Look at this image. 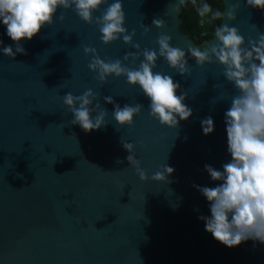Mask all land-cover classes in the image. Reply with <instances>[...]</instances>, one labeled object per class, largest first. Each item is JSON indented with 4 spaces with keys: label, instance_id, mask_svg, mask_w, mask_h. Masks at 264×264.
I'll return each instance as SVG.
<instances>
[{
    "label": "water",
    "instance_id": "1",
    "mask_svg": "<svg viewBox=\"0 0 264 264\" xmlns=\"http://www.w3.org/2000/svg\"><path fill=\"white\" fill-rule=\"evenodd\" d=\"M187 1L177 12L178 0H121L125 27L128 34L135 30L134 43L140 45V59L132 62L123 57L137 49L123 37L104 45L98 27L83 22L74 9H59L54 24L21 41L26 54L14 58L3 54L5 46L15 52L16 42L0 21V264H264V243L247 240L228 248L199 218L211 212L195 186L221 183L205 165L222 171L231 160L225 113L238 92L223 76V66L201 68L188 54L192 72L181 76L158 59L154 71L180 84L178 94L187 93L184 103L193 113L175 129L151 117L150 100L138 85L114 76L102 84L88 67L92 57L84 46L96 48L106 62L120 59L137 68L144 49L158 52L161 31L186 53L189 45L211 47L215 36L197 45L182 33ZM222 1L224 13L237 6L235 20L223 15L222 24L238 28L246 46L264 34V10L249 7L247 0ZM154 19H163L165 29L155 28ZM142 24L151 29L147 35ZM86 89L99 94L93 107L99 103L108 113L106 125L91 133L71 123L63 103L67 92L81 95ZM106 96L121 108L139 103L143 112L132 126L121 127ZM209 116L214 132L206 136L201 121ZM122 142L135 145L147 182L129 164ZM165 164L174 169L168 182L153 181Z\"/></svg>",
    "mask_w": 264,
    "mask_h": 264
},
{
    "label": "clouds",
    "instance_id": "2",
    "mask_svg": "<svg viewBox=\"0 0 264 264\" xmlns=\"http://www.w3.org/2000/svg\"><path fill=\"white\" fill-rule=\"evenodd\" d=\"M184 3L185 0H178L177 12ZM105 4L107 8L94 17V13ZM247 4L264 10V0H247ZM61 8L74 9L83 22L95 24L104 45H111L123 37L124 44L137 49L125 54L123 61L140 59V45L134 43L136 32L133 30L128 34L121 0H113L112 3H108V0H0V21L6 27L8 37L16 42L15 52L11 46H5L2 48L3 54L12 58L16 53L26 54L21 41H31L43 28L53 25ZM236 10L235 5L231 11L226 10L224 18L235 20ZM198 13L204 17L212 13V8L208 3H203ZM212 15L217 18L222 13L216 11ZM64 19L61 15V22ZM152 23L160 30L166 27L163 19H154ZM141 27L145 35L151 31L144 24ZM214 36L211 47L202 51L200 47L189 45L186 53L184 49L172 46V37L161 31L156 41L158 52L144 49L143 60L137 68L127 67L120 59H108L106 62L94 47L84 46V53L92 57L88 67L100 83L107 84L113 76L126 77L130 86L138 85L149 98L151 117L172 129L178 127L180 120L187 121L193 113L184 103L187 93L178 94L180 84L172 76L154 71L158 59L163 58L181 76H190L192 72L188 54L201 68L217 63L223 66V76L238 92L232 96L225 113L231 160L222 166V171L205 165L211 179L221 183L215 187L195 186L210 204L211 216L199 218L205 222V230L228 248L239 246L247 240L264 243V34H260L258 39L249 40L246 46L239 29L224 23L215 29ZM98 100L99 94L92 89H86L81 95L67 92L63 96V103L72 113L71 123L88 133L105 126L107 110L102 109L99 103L93 107V102ZM104 100L114 104L112 116L121 127L132 126L134 119L144 109L139 103L121 108L111 96L104 97ZM93 112L97 113L95 117ZM201 124L204 135L214 132V121L210 116ZM122 144L129 153V164L136 169L140 180L147 182L149 176L135 156V145L131 142ZM117 163L122 161L118 160ZM173 173L174 169L165 164L162 170L152 174L151 179L168 182V176Z\"/></svg>",
    "mask_w": 264,
    "mask_h": 264
},
{
    "label": "trees",
    "instance_id": "3",
    "mask_svg": "<svg viewBox=\"0 0 264 264\" xmlns=\"http://www.w3.org/2000/svg\"><path fill=\"white\" fill-rule=\"evenodd\" d=\"M208 3L212 8V13L219 11L220 17L213 18L212 13L201 17L198 8L201 4ZM224 3L222 0H188L182 8L180 15V28L183 34L189 36L197 45L214 38L215 29L221 26L224 14Z\"/></svg>",
    "mask_w": 264,
    "mask_h": 264
}]
</instances>
